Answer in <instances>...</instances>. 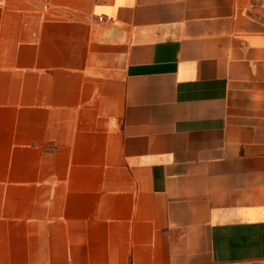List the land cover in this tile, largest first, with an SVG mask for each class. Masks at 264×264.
I'll return each mask as SVG.
<instances>
[{
	"label": "crops",
	"instance_id": "obj_1",
	"mask_svg": "<svg viewBox=\"0 0 264 264\" xmlns=\"http://www.w3.org/2000/svg\"><path fill=\"white\" fill-rule=\"evenodd\" d=\"M263 1L0 0V264H264Z\"/></svg>",
	"mask_w": 264,
	"mask_h": 264
},
{
	"label": "rangeland",
	"instance_id": "obj_2",
	"mask_svg": "<svg viewBox=\"0 0 264 264\" xmlns=\"http://www.w3.org/2000/svg\"><path fill=\"white\" fill-rule=\"evenodd\" d=\"M258 3V14H256V17L264 23V1L263 2H257Z\"/></svg>",
	"mask_w": 264,
	"mask_h": 264
},
{
	"label": "built area",
	"instance_id": "obj_3",
	"mask_svg": "<svg viewBox=\"0 0 264 264\" xmlns=\"http://www.w3.org/2000/svg\"><path fill=\"white\" fill-rule=\"evenodd\" d=\"M104 19H105V18L100 17L98 20L102 22V21H104Z\"/></svg>",
	"mask_w": 264,
	"mask_h": 264
}]
</instances>
